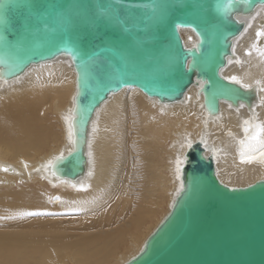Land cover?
I'll return each instance as SVG.
<instances>
[{"label": "bare ground", "instance_id": "1", "mask_svg": "<svg viewBox=\"0 0 264 264\" xmlns=\"http://www.w3.org/2000/svg\"><path fill=\"white\" fill-rule=\"evenodd\" d=\"M234 17L243 27L219 72L231 82L237 78L243 102L220 100L216 112L208 111L202 80L174 102L125 86L95 109L80 145L83 165L75 157L64 176L54 164L75 150L70 58L31 64L9 78L0 61V186L39 181L2 205L0 264H126L171 210L195 143L226 186L264 179V147L254 144L244 152L253 158H241V141L251 135L245 122L264 125V57L258 52L264 35H257L264 32V4ZM179 34L186 48L197 44L190 28Z\"/></svg>", "mask_w": 264, "mask_h": 264}, {"label": "water", "instance_id": "2", "mask_svg": "<svg viewBox=\"0 0 264 264\" xmlns=\"http://www.w3.org/2000/svg\"><path fill=\"white\" fill-rule=\"evenodd\" d=\"M262 4L264 0H0V61L9 78L31 64L59 55L70 58L76 72L75 150L54 164L64 176L75 157L83 165L80 145L95 109L125 86L174 102L202 80L208 111L216 112L220 100L242 101L243 87L219 70L243 27L235 14ZM179 28L193 30L197 44L186 48ZM183 182L169 213L126 264H264V179L226 186L195 143Z\"/></svg>", "mask_w": 264, "mask_h": 264}, {"label": "snow or ice", "instance_id": "3", "mask_svg": "<svg viewBox=\"0 0 264 264\" xmlns=\"http://www.w3.org/2000/svg\"><path fill=\"white\" fill-rule=\"evenodd\" d=\"M257 35L258 36L264 35V32H258ZM258 52L260 56L264 57V49H258ZM232 79L235 80L237 83H239L236 77H232ZM245 87L247 86L245 85ZM241 107H243V105H241ZM245 124L248 125V127H245L244 129L245 133L247 134L251 132V135L247 137L248 143L241 141L242 144L241 158L251 160L253 157L250 156L245 157L244 152L245 150L252 148L254 144H258L261 147H264V140L261 139V136H264V125H261L259 123L252 124L250 121H246ZM60 159H63V157H60Z\"/></svg>", "mask_w": 264, "mask_h": 264}, {"label": "rangeland", "instance_id": "4", "mask_svg": "<svg viewBox=\"0 0 264 264\" xmlns=\"http://www.w3.org/2000/svg\"><path fill=\"white\" fill-rule=\"evenodd\" d=\"M44 182V181H43ZM39 181H35V182H20V181H15V183L11 184V185H1L0 186V214H1V208L2 205H4V207L6 205H8V200L10 199H16L18 197V194L20 192V190H24L26 188H30V187H35L38 186ZM46 187H48L50 190H56L59 189L58 186H52L50 185L48 182H44ZM28 186V187H27ZM9 214L7 213V216ZM70 217L66 218L69 219ZM124 250L121 249L119 250L118 255L120 256Z\"/></svg>", "mask_w": 264, "mask_h": 264}]
</instances>
